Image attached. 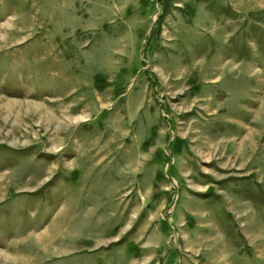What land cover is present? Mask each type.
<instances>
[{
    "label": "rangeland",
    "instance_id": "rangeland-1",
    "mask_svg": "<svg viewBox=\"0 0 264 264\" xmlns=\"http://www.w3.org/2000/svg\"><path fill=\"white\" fill-rule=\"evenodd\" d=\"M0 264H264V0H0Z\"/></svg>",
    "mask_w": 264,
    "mask_h": 264
}]
</instances>
